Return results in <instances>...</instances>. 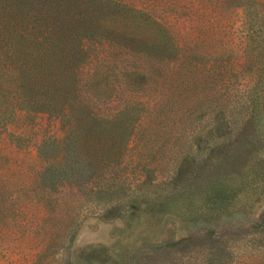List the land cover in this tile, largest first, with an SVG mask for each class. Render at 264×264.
Listing matches in <instances>:
<instances>
[{
  "label": "rangeland",
  "instance_id": "374dc122",
  "mask_svg": "<svg viewBox=\"0 0 264 264\" xmlns=\"http://www.w3.org/2000/svg\"><path fill=\"white\" fill-rule=\"evenodd\" d=\"M113 49L162 68L114 70ZM99 56L100 94L79 97ZM156 105L167 129L135 130L127 147ZM249 122L260 150L222 164L216 147ZM261 130L264 0H0V264L47 247L42 264H264ZM77 149L103 174L98 193L64 180L50 204L36 199L37 171Z\"/></svg>",
  "mask_w": 264,
  "mask_h": 264
},
{
  "label": "trees",
  "instance_id": "16d2710c",
  "mask_svg": "<svg viewBox=\"0 0 264 264\" xmlns=\"http://www.w3.org/2000/svg\"><path fill=\"white\" fill-rule=\"evenodd\" d=\"M58 0H54V2H56ZM114 3H120V2H114ZM121 4V3H120ZM42 42L39 43V46L41 48ZM113 53V59H112V63H111V67L116 70H120L122 72H126L128 70L124 69L127 67H131V68H141L142 72H144V68H149V69H159L162 68V65H160L159 63H156L155 59H151V58H144L142 60H139L135 57H130V56H125L122 57V51L113 49L112 51ZM98 58V59H97ZM96 59L99 60L100 62L96 65H93L91 67H93V71L90 73H85V76L87 79H85V85L83 87H81V89L79 88L78 90V96L82 97V88L85 91L84 92V96H88L90 98H92V95H99L100 91L98 90L99 85H101V82L104 79V75L103 73H101V70L104 69L105 67V59L103 57H97ZM182 59V57H181ZM107 64V63H106ZM110 64V62L108 63ZM167 68H171L169 65H166ZM187 67V64L185 63V57L184 59H182L179 62V66L177 67V69L180 71V73L183 72V70H186L185 68ZM120 73V72H119ZM236 76H238L236 74ZM160 101H163V99L157 100V104L161 105L162 107H167L170 103L166 102L165 104H161ZM81 103H77L76 108H80L81 107ZM154 111H157V116L154 119H150L148 123L146 122H141L140 123V127L139 124L134 122H131L130 124V128L132 129L131 132L128 134V142H127V147L129 146V144L132 142V139H134V137L132 136V134H134L135 130L139 131V135H137V137H139V140H141L142 138H147L146 136H142L140 135V132L142 130V134L145 131H148V133L150 134L151 129H167L170 119L169 117L165 116L164 113H162L161 111H159L158 106L156 105L153 108ZM91 112V116L92 117H96L97 119V114L94 115L93 110L90 111ZM88 112V114L90 113ZM123 112L120 111H116L115 114H109L107 116H112L113 118L111 119H106L108 122H111V124L109 125H116L118 124L119 121H122V118H120L122 116ZM104 120V118H103ZM78 121L79 123L81 122L80 118L78 117ZM224 123H222L220 125V127H223ZM258 131L260 132V128L257 125L254 129L253 127H251V122L246 123L243 128L239 131L238 135L236 136V138L234 139H230L228 141H222L221 144H219L216 147L217 151H224L226 153V156L224 159L225 163L222 164H227L230 165L229 167H234L235 165H238L240 163H242L245 158H246V154L250 153L251 151H256L259 149V147H256V145H254L253 143H251L250 139H249V135H254L255 133H258ZM224 133H222L221 137L225 138L227 133L226 130L223 131ZM261 134L262 136H264V130L262 133L261 130ZM86 136L88 137H98L94 136V133L91 130L86 131ZM136 136V135H135ZM164 135H158V137L156 138V141L159 142H163L162 145H158L161 147H164V151H168L170 150V146L168 143V138L165 137V139H163ZM260 142H261V138L259 137ZM263 142V141H262ZM78 143V141L76 142V144ZM198 143V142H196ZM248 144V145H247ZM249 147L247 149V146ZM155 146V145H152ZM79 147V145H78ZM264 148V147H263ZM260 150V149H259ZM231 158H235V160L231 161L230 163H228V160H230ZM69 163L67 166L65 167H54V168H49L46 170H39L37 171V178H39L40 181L36 182L37 188L34 191L37 197L36 199L39 200H43L45 203L50 204L51 203V196L54 195H58L59 193H61L63 191V188L66 187L67 182L64 180H68L70 181L71 185L74 184H87L88 186H90V190H92L95 193H98L96 184H100L99 180L101 177L103 176V174H99V175H93L88 173V167L85 168L87 161L85 158V155L83 154V152L81 150L77 149V153H73L72 156H69ZM223 167H221L222 169ZM227 171H223V172H218V173H214L212 175L213 179H219L221 177H224L225 175H227ZM56 176H61L62 181L59 183V180L56 179ZM108 175L105 174L104 172V177H106V182L105 184H107L108 181ZM219 177V178H218ZM24 193L27 194L28 190L27 188H24ZM99 192H102V187H100L99 185ZM11 195L13 194V192L10 193ZM38 201V200H37ZM52 215L50 214V217ZM48 217V218H50ZM47 218V219H48ZM22 225V224H21ZM24 226V225H22ZM52 238V237H51ZM47 253H50V256L52 254L56 255V250L51 248V247H47L45 250L38 252L37 254H32L30 255V258L32 259L30 264H42V262L49 258L47 255ZM29 258V259H30Z\"/></svg>",
  "mask_w": 264,
  "mask_h": 264
}]
</instances>
